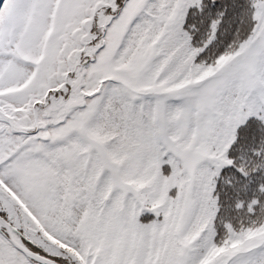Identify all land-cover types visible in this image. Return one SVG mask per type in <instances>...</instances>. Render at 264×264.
Wrapping results in <instances>:
<instances>
[{
	"label": "snow or ice",
	"instance_id": "1",
	"mask_svg": "<svg viewBox=\"0 0 264 264\" xmlns=\"http://www.w3.org/2000/svg\"><path fill=\"white\" fill-rule=\"evenodd\" d=\"M0 264H264V0H0Z\"/></svg>",
	"mask_w": 264,
	"mask_h": 264
}]
</instances>
